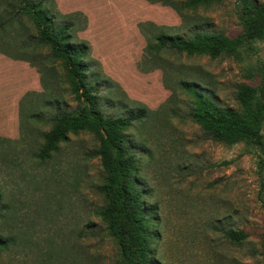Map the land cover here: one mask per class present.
Listing matches in <instances>:
<instances>
[{
    "label": "rangeland",
    "instance_id": "1",
    "mask_svg": "<svg viewBox=\"0 0 264 264\" xmlns=\"http://www.w3.org/2000/svg\"><path fill=\"white\" fill-rule=\"evenodd\" d=\"M29 1L85 49L80 60L105 114L147 112L126 137L151 218L153 264H264V149L212 141L193 121L184 87L241 112L239 87L259 88L264 77V39L218 57L163 50L157 41L235 37L240 1ZM36 36L19 0H0V264H124L98 217L103 172L89 157L98 140L69 134L48 160L37 158L49 119L78 103L63 63ZM261 133L264 143V119Z\"/></svg>",
    "mask_w": 264,
    "mask_h": 264
},
{
    "label": "trees",
    "instance_id": "2",
    "mask_svg": "<svg viewBox=\"0 0 264 264\" xmlns=\"http://www.w3.org/2000/svg\"><path fill=\"white\" fill-rule=\"evenodd\" d=\"M222 0H188L190 7ZM239 21L242 32L235 37L222 34H197L188 39L160 35V49L192 55H234L239 49L264 39V0H239ZM19 9L27 15L37 31L36 46L50 49L51 56L63 63L67 82L78 103L72 112H59L49 119L52 128L44 139L37 158L44 162L69 134L87 132L99 142L90 158H98L103 172L99 193L104 206L98 217L105 223L108 235L118 246L124 264H153L150 231L151 218L144 207V193L136 178L138 160L127 146V131L147 118L146 110L139 108L126 116H109L101 109L97 89L90 76L85 49L75 45L67 27L58 26L42 10L40 2L19 0ZM83 65H82V64ZM193 98L192 119L214 142L234 145L241 139L249 141L260 150L264 149L262 124L264 119V77L259 88L242 85L237 100L242 108H218L199 93L193 85H184ZM1 205V195H0ZM2 209L0 207V215ZM230 239L238 235L229 231ZM3 246L0 240V247Z\"/></svg>",
    "mask_w": 264,
    "mask_h": 264
}]
</instances>
